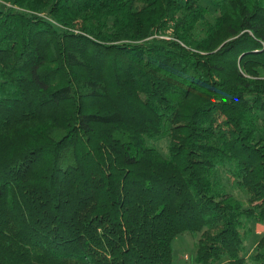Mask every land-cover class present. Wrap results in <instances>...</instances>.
<instances>
[{
    "label": "trees",
    "instance_id": "trees-1",
    "mask_svg": "<svg viewBox=\"0 0 264 264\" xmlns=\"http://www.w3.org/2000/svg\"><path fill=\"white\" fill-rule=\"evenodd\" d=\"M210 1L0 0V264H264V0Z\"/></svg>",
    "mask_w": 264,
    "mask_h": 264
},
{
    "label": "rangeland",
    "instance_id": "rangeland-1",
    "mask_svg": "<svg viewBox=\"0 0 264 264\" xmlns=\"http://www.w3.org/2000/svg\"><path fill=\"white\" fill-rule=\"evenodd\" d=\"M206 3L210 8L212 15L214 16L216 14L215 4L212 3L210 0H206ZM153 145L156 146L164 154L166 152L167 140L161 139L160 141L154 142ZM215 179L225 185L229 193L236 196L238 199H243V196L238 193L233 187L232 180L228 179L227 172L225 169H221L216 174ZM263 234L264 230L262 229V227L257 226L256 234L254 235L253 239L247 244V256L254 249L258 239ZM195 253V240L191 237L190 234L185 233L176 237L173 242V264H195ZM220 264H226V262L223 261Z\"/></svg>",
    "mask_w": 264,
    "mask_h": 264
}]
</instances>
